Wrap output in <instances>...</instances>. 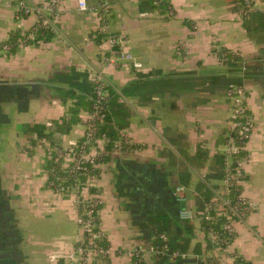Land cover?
I'll use <instances>...</instances> for the list:
<instances>
[{
    "label": "crops",
    "instance_id": "1",
    "mask_svg": "<svg viewBox=\"0 0 264 264\" xmlns=\"http://www.w3.org/2000/svg\"><path fill=\"white\" fill-rule=\"evenodd\" d=\"M18 1L0 0V264H63L49 256L72 250L76 201L91 193L102 201L97 225L112 249L106 264H134L126 255L132 250L144 264H174L149 254L158 229L180 250L188 241L179 264H208L203 223L180 220L178 211L197 210L219 187L214 157L222 156L227 135L229 83L244 86L254 131L239 176L252 209L228 252L264 264V0L251 11L240 0H169L163 12L147 0H111L109 34L98 31L95 11L61 0L63 35L24 45L14 37L27 33L35 18H18ZM86 2L96 7L100 0ZM108 35L117 39L112 52ZM222 49L236 60H218ZM104 50L108 58L125 51L139 66L104 65ZM95 67L121 95L122 107L109 109V126L138 147L98 148L94 188L59 197L47 187L48 152L67 151L82 136ZM132 82L137 87L123 95ZM177 186L187 189V203L176 201Z\"/></svg>",
    "mask_w": 264,
    "mask_h": 264
},
{
    "label": "built area",
    "instance_id": "2",
    "mask_svg": "<svg viewBox=\"0 0 264 264\" xmlns=\"http://www.w3.org/2000/svg\"><path fill=\"white\" fill-rule=\"evenodd\" d=\"M160 1V0H156ZM247 11L255 9L256 3L260 0H242ZM61 0H47L44 3H34L30 0H19L17 4L16 16L25 17L34 16V23L27 33L17 38L19 45H24L27 41L34 39L39 32L47 30L57 36H62L59 29L57 19L60 14ZM111 0H100L96 7H89L86 0H77V8L79 11L93 10L97 13L100 20L98 31L100 33H108V17L111 13ZM107 42L109 48L107 51L112 52V48L117 45L116 37L108 35ZM8 45L3 46V50H7ZM102 51L103 63L114 64L119 66L123 61H129L134 66H139L133 57L125 51H114L111 58H108ZM218 60L223 62L229 60L226 53L220 51L217 54ZM91 83L93 93L90 97L91 110L87 113L84 132L82 133L83 141L73 145V147L64 151L59 147L50 148L49 156L57 154L58 158L63 160L60 170L66 171L68 175L73 177V182L69 186H64L66 181L64 177L57 175L55 190H51L59 197H67L70 193L79 195L83 190V184H80L79 177L88 176L85 180L86 190L90 191L89 181L97 178L96 174L90 175L86 170L87 166L95 168L98 159L96 149L99 145H106L111 139L105 134H98V125H103L107 117L108 102L110 100L107 93L109 85L103 69L101 67L91 68ZM226 98L231 103L230 112L227 119V135L224 143L222 155L224 157V176L220 180L219 187L213 191L212 197L203 203L202 208L191 210L189 208L178 211L180 220L193 221L198 220L205 223L206 228L204 236L210 247L208 262L210 264H243L244 262L238 258H234L229 254L228 249L232 244L236 226L244 222L245 218L252 209V205L242 196L239 189V176L247 161L245 155V144L254 131V120L246 111V90L243 85L231 84L225 91ZM128 137L118 138L112 141V148L117 151H123V145L131 143ZM50 186H53L51 183ZM187 189L184 186H177L175 189L176 201L178 203H187ZM234 196L231 199L230 196ZM102 206L100 198L93 193L87 197L78 198L76 201L77 210V238L72 250L66 254H52L49 256L51 263L61 261L63 264H106L107 259L112 255L111 247L105 243L106 239L99 230L94 218L97 215L98 208ZM217 223V229L211 228L209 224ZM162 246L160 249L150 247L149 254L155 259L163 258L171 260L174 264L180 262L183 254L179 251H172L170 240L166 234L159 236ZM126 255L129 258L141 260L140 252L132 250Z\"/></svg>",
    "mask_w": 264,
    "mask_h": 264
},
{
    "label": "trees",
    "instance_id": "3",
    "mask_svg": "<svg viewBox=\"0 0 264 264\" xmlns=\"http://www.w3.org/2000/svg\"><path fill=\"white\" fill-rule=\"evenodd\" d=\"M147 1L152 5L153 8H157V9H159L162 12L167 10V9H169V3H170L169 0H160V1H157V2H156V0H147ZM240 2H242V0H240ZM260 22H262V21H260ZM50 34H52L50 31L42 30L41 32L38 33V35L36 37L41 38V37H44L45 35H50ZM20 37H18V38H20ZM15 39L17 41V37L16 36L14 37V40ZM13 43H14V41H13ZM9 46H11L10 43H9ZM221 51L226 53V56H227L228 59L236 60V58H237L236 54H234V53H232L230 51H227L226 49H222ZM223 62L227 63V62H230V61L229 60H227V61L224 60ZM230 64H232V63H230ZM232 66H234V65H232ZM233 81L234 82H239V80H237V81L233 80ZM231 84L229 83L227 88ZM236 85H239V84L236 83ZM134 87H137V83L136 82H132V83L128 84L126 87L123 88L122 94L123 95L129 94L131 91H133ZM107 93H108V96L110 98V100L108 102L107 117H106L103 125H98V128H97L98 131L97 132H98V134L105 133L111 139V142L106 144V145H107V147L112 148V141H114V140H116L118 138H122V136L121 135L119 136L117 130L115 129V127L113 125L109 126V121H110V118H111V114L109 115V109L110 108L113 109L115 107H117V108L122 107L123 104H122V102L119 101L121 99V95L116 93L110 87V85L107 86ZM91 105H92L91 104V100H89L88 103H87L88 112L91 110ZM117 125H119V124H117ZM81 141H83V137H80L79 142H81ZM225 141H226V138H225ZM137 147L138 146L136 144L132 143V142L131 143H126V144L123 145V151H125V149H127V151H134V149H136ZM203 156H204V152L202 151V157ZM97 161H98V159L96 160V164H97ZM223 162H224L223 155L222 156L216 155L214 157V164L216 166V168H215L216 169L215 177L217 179H220V180L224 176V165H223ZM62 163H63V160L61 158H58V155L54 154V153L51 155V159L48 160L47 167H46V172H47V175H48L47 187L49 189L55 190L56 185L59 184V182H57L55 180L57 175H59L61 177H64L66 179V181L63 183L64 186H69V185L72 184V182L74 180L73 177L71 175H68L66 173V171L59 169L61 167ZM86 170L88 171V174H90V175H93V174L98 175V170L96 168H93L92 166H87ZM87 177L88 176H86V177L85 176H81V177H79V179L82 182H85ZM51 183L53 184V186H50ZM230 198L234 199V196H232V194H231ZM209 199H210V197L206 196L205 199H204L205 201H203V203L208 201ZM203 203H202V205H203ZM100 208H98V209H100ZM201 208H202V206H200V208H198L197 211H199ZM94 222L98 223L97 215L94 218ZM216 224L217 223H211V224H209V226L211 228L217 229L219 226L216 225ZM202 226H203V228L208 227V226H206L205 223H203ZM161 234H165L163 232V230H161V229L153 230V232H152L153 241H152V245H151V247L153 249H160L161 248L162 242L159 239V236ZM187 245H188V241H185L184 247L182 246L181 250L179 249L178 246L175 247V246H173L171 244H170V247H171L172 251H179L180 253H183L182 251L186 250V246ZM158 260H161V259L158 258ZM133 262H134V264H144V262L142 260H136L135 259V260H133ZM208 264H210V263L208 262ZM243 264H246V263H243Z\"/></svg>",
    "mask_w": 264,
    "mask_h": 264
},
{
    "label": "rangeland",
    "instance_id": "4",
    "mask_svg": "<svg viewBox=\"0 0 264 264\" xmlns=\"http://www.w3.org/2000/svg\"><path fill=\"white\" fill-rule=\"evenodd\" d=\"M257 5H258V3H256V6H257ZM256 6H255V7H256ZM78 142H79V140H78L76 143H78ZM76 143H75V144H76ZM98 148H100V149H101V148H102V145H99V147H98ZM112 151H115V149H114V148H112ZM99 153H100V152H99V149H98L97 156L99 155ZM98 157H99V156H98ZM95 179H97V178H95ZM80 184H83V186H84V190H83V191L85 192V190H86L85 182H82V181H80ZM92 186H93V185H92ZM92 186H89V187H88V188H89V190H91V189H93V188H94V186H93V187H92ZM70 194H72V193H70ZM98 211H99V210H98ZM208 258H209V255H208Z\"/></svg>",
    "mask_w": 264,
    "mask_h": 264
}]
</instances>
